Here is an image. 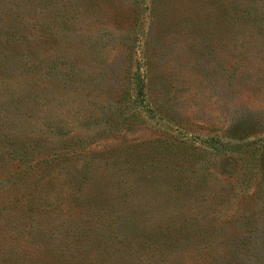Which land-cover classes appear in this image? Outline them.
I'll use <instances>...</instances> for the list:
<instances>
[{"label":"rangeland","instance_id":"374dc122","mask_svg":"<svg viewBox=\"0 0 264 264\" xmlns=\"http://www.w3.org/2000/svg\"><path fill=\"white\" fill-rule=\"evenodd\" d=\"M0 264H264V0H0Z\"/></svg>","mask_w":264,"mask_h":264},{"label":"trees","instance_id":"16d2710c","mask_svg":"<svg viewBox=\"0 0 264 264\" xmlns=\"http://www.w3.org/2000/svg\"><path fill=\"white\" fill-rule=\"evenodd\" d=\"M134 91H135L136 101L141 105L145 104L146 102L145 83L140 74H135L134 76ZM220 149L222 151V149L224 150V149H231V148L226 147L225 145H221ZM232 150H235V149L232 148ZM236 151H240V148L238 147Z\"/></svg>","mask_w":264,"mask_h":264}]
</instances>
